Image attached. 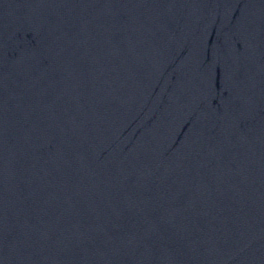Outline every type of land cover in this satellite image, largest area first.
<instances>
[{"label": "water", "instance_id": "obj_1", "mask_svg": "<svg viewBox=\"0 0 264 264\" xmlns=\"http://www.w3.org/2000/svg\"><path fill=\"white\" fill-rule=\"evenodd\" d=\"M0 264H264V0H0Z\"/></svg>", "mask_w": 264, "mask_h": 264}]
</instances>
